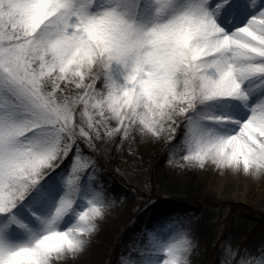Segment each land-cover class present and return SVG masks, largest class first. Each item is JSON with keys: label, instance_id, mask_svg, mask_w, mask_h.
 I'll return each instance as SVG.
<instances>
[{"label": "snow or ice", "instance_id": "6c2138e0", "mask_svg": "<svg viewBox=\"0 0 264 264\" xmlns=\"http://www.w3.org/2000/svg\"><path fill=\"white\" fill-rule=\"evenodd\" d=\"M161 140L181 171L264 182V0H0V264L86 253L127 199L101 158ZM156 207L118 264H197L205 232L216 264H264L227 212Z\"/></svg>", "mask_w": 264, "mask_h": 264}, {"label": "rangeland", "instance_id": "374dc122", "mask_svg": "<svg viewBox=\"0 0 264 264\" xmlns=\"http://www.w3.org/2000/svg\"><path fill=\"white\" fill-rule=\"evenodd\" d=\"M132 147L138 149V156L130 153L125 143L121 149L113 147L101 158L106 169L104 176L111 190L118 196L125 195L127 199L103 223L86 253L77 258L68 257L60 264H118L129 242L142 231L145 212L153 203L157 206L156 211L172 213H203L211 217L213 213L227 212L237 243L258 244L264 240V196L261 195L264 193V182H255L244 200L226 199L207 187L203 171H181L178 165L170 164L167 141L133 143ZM134 159L138 166L148 169L147 173L133 172L130 162ZM125 171L132 172V175H122ZM146 176L156 187L152 203L146 199L150 194V189L144 186ZM202 235L204 242L196 262L216 264L217 245L214 237L207 232ZM90 256L93 257L89 261H84Z\"/></svg>", "mask_w": 264, "mask_h": 264}, {"label": "bare ground", "instance_id": "6f19581e", "mask_svg": "<svg viewBox=\"0 0 264 264\" xmlns=\"http://www.w3.org/2000/svg\"><path fill=\"white\" fill-rule=\"evenodd\" d=\"M203 176L206 178L207 187L213 190L216 194L226 199H245L249 189L254 185L256 180L249 179L246 176L235 177L232 175H218L215 169L203 171ZM264 196V193H261ZM173 239H178L177 234H173ZM93 256L87 257L84 261H89ZM109 258V257H108ZM105 264V263H104Z\"/></svg>", "mask_w": 264, "mask_h": 264}]
</instances>
